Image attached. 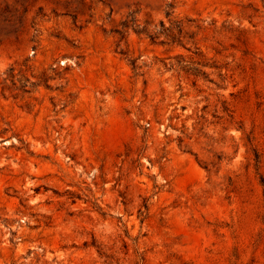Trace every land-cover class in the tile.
I'll list each match as a JSON object with an SVG mask.
<instances>
[{"label":"rangeland","instance_id":"obj_1","mask_svg":"<svg viewBox=\"0 0 264 264\" xmlns=\"http://www.w3.org/2000/svg\"><path fill=\"white\" fill-rule=\"evenodd\" d=\"M0 264H264V0H0Z\"/></svg>","mask_w":264,"mask_h":264}]
</instances>
